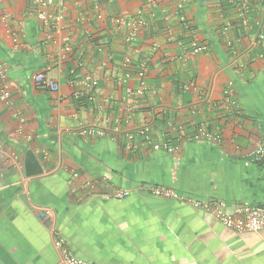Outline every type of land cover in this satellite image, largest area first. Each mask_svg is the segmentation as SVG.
<instances>
[{"label":"crops","instance_id":"crops-1","mask_svg":"<svg viewBox=\"0 0 264 264\" xmlns=\"http://www.w3.org/2000/svg\"><path fill=\"white\" fill-rule=\"evenodd\" d=\"M52 9L61 21L44 26L31 0H0L14 100L0 93V264H65L56 238L94 264H264V230L234 232L144 189L227 212L264 207V162L251 160L264 136V0H55ZM135 19L146 24L129 39ZM38 73L61 91L39 87ZM86 75L99 86L77 100L70 82ZM85 128L105 135L82 137ZM199 130L213 137L195 140ZM29 152L41 174L28 175ZM93 179L105 181L85 189ZM113 188L131 193L111 198Z\"/></svg>","mask_w":264,"mask_h":264},{"label":"built area","instance_id":"built-area-1","mask_svg":"<svg viewBox=\"0 0 264 264\" xmlns=\"http://www.w3.org/2000/svg\"><path fill=\"white\" fill-rule=\"evenodd\" d=\"M38 8V19L44 26H49L52 19H55L57 22L61 21V16L59 13H55L53 11V6L55 4V0H31ZM181 7V6H180ZM145 21H137L136 19L131 21L128 26L131 28V35L129 39H132L136 34L137 30L141 25H145ZM261 38H264L262 36ZM207 48L205 46H195L193 49L194 53H200L206 51ZM147 74V67L144 64L142 66V70L139 73L140 78H145ZM7 70L4 64L0 61V84H1V98L6 102L9 107L14 106V100L12 98V94L7 87ZM34 82L41 87L42 89L58 93L61 91V85L54 79L50 78L45 73H38L33 77ZM71 86L74 87L73 96L75 99L88 98L91 99L93 97L94 92L99 86L98 80L94 79L90 75H86L80 82H76L72 80L70 82ZM232 83H230V87L226 90L227 96L232 95ZM138 95H143V89L137 92ZM229 98V97H228ZM18 118L20 116L16 114ZM169 128L172 130L180 131V134L184 136L186 134L183 127H177L173 122L169 123ZM79 135L82 137H90V136H99L102 137L105 135V131L101 129L94 128H85L79 131ZM213 135L207 133L204 130H199L194 134L193 138L195 140H199L201 138H212ZM216 139V138H215ZM145 143L152 144V141L149 136H145ZM154 150L166 149L169 151H174L169 147L168 144L163 146L159 144H155L153 146ZM0 157H2V152L0 151ZM253 162L262 163L264 162V136L258 141L254 153L252 154ZM1 166V163H0ZM79 179V175L76 172H72L71 179L68 184L70 188L75 193L77 189L75 188L76 181ZM104 179H93L89 180L85 183V189H93L104 183ZM149 194L154 197H158L165 200H177L184 201L190 204L193 209L197 211H202L212 215L216 220L222 223L226 228L237 232V233H247V232H260L264 230V207L254 206L247 207L241 209L237 212H227L223 209L222 205L219 202H211V201H199L190 197H186L181 195L178 191L173 189L163 187V186H146L144 188ZM130 190L121 189V188H113L108 192V196L111 198L122 199L130 195ZM43 217H45L43 215ZM55 246L59 251L61 258L65 264H94L91 261L83 260L76 257L72 251L66 246L65 241L62 238L55 239Z\"/></svg>","mask_w":264,"mask_h":264},{"label":"water","instance_id":"water-1","mask_svg":"<svg viewBox=\"0 0 264 264\" xmlns=\"http://www.w3.org/2000/svg\"><path fill=\"white\" fill-rule=\"evenodd\" d=\"M25 165L28 175H35L42 173L37 158L31 152L27 153L26 155Z\"/></svg>","mask_w":264,"mask_h":264}]
</instances>
